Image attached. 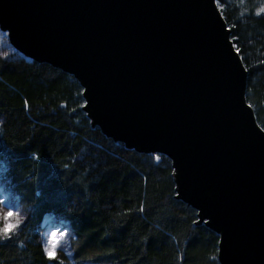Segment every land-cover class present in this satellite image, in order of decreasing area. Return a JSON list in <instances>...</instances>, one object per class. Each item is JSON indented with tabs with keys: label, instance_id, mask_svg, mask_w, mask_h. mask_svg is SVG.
<instances>
[{
	"label": "water",
	"instance_id": "water-1",
	"mask_svg": "<svg viewBox=\"0 0 264 264\" xmlns=\"http://www.w3.org/2000/svg\"><path fill=\"white\" fill-rule=\"evenodd\" d=\"M0 31L78 80L106 137L170 160L219 264H264V130L216 0H0Z\"/></svg>",
	"mask_w": 264,
	"mask_h": 264
},
{
	"label": "trees",
	"instance_id": "trees-1",
	"mask_svg": "<svg viewBox=\"0 0 264 264\" xmlns=\"http://www.w3.org/2000/svg\"><path fill=\"white\" fill-rule=\"evenodd\" d=\"M263 3L216 2L264 130ZM82 91L73 75L47 63L12 48L0 54V180L25 212L0 236V264L49 263L39 239L48 213L67 221L81 263L219 264L218 235L176 198L170 160L106 137L87 117Z\"/></svg>",
	"mask_w": 264,
	"mask_h": 264
},
{
	"label": "rangeland",
	"instance_id": "rangeland-1",
	"mask_svg": "<svg viewBox=\"0 0 264 264\" xmlns=\"http://www.w3.org/2000/svg\"><path fill=\"white\" fill-rule=\"evenodd\" d=\"M261 9H264V3ZM12 46L9 44L6 33L0 31V54H7L11 51ZM13 49V48H12ZM14 50V49H13ZM0 209H13V210H20L22 209L17 199L12 196L7 188L3 185L2 181L0 180ZM20 217H22L21 222L18 226H20L24 219H25V212H20ZM19 218V217H18ZM57 230L63 231L65 233L64 238L59 242V245L56 249L58 253V259L56 260H49L48 264H89V263H81L73 258V240L74 236L72 230L70 229L66 220L61 218L58 215L53 213L46 214L39 227L40 233V242L43 247L46 246V239L47 236L51 233V231ZM100 264H110V263H100Z\"/></svg>",
	"mask_w": 264,
	"mask_h": 264
},
{
	"label": "clouds",
	"instance_id": "clouds-1",
	"mask_svg": "<svg viewBox=\"0 0 264 264\" xmlns=\"http://www.w3.org/2000/svg\"><path fill=\"white\" fill-rule=\"evenodd\" d=\"M22 211V209L20 210H13V209H0V231H4L7 230L8 228H10L12 226L13 223H16L17 220L16 219H9L14 217V214L18 215V219L19 222H21L22 217H20V212ZM65 236V233L63 231H57V230H53L51 231V233L47 236L46 239V244L49 246V255L52 254V249L53 247H55L57 245V242L61 241Z\"/></svg>",
	"mask_w": 264,
	"mask_h": 264
},
{
	"label": "snow or ice",
	"instance_id": "snow-or-ice-1",
	"mask_svg": "<svg viewBox=\"0 0 264 264\" xmlns=\"http://www.w3.org/2000/svg\"><path fill=\"white\" fill-rule=\"evenodd\" d=\"M217 4L219 3V0H216ZM260 11H264V9H261ZM235 39V38H234ZM237 52H239V49L237 48L236 49ZM25 104L27 105V101H25ZM2 203V202H0ZM143 210V209H141ZM10 220L11 219H16L17 222L16 223H13L12 226L10 228H8L7 230H4V231H0V236H9L13 231H15L19 225V219H18V215L17 214H14V217L12 218H9ZM59 245V241L57 242V245L55 247H53L52 249V254L49 255V246L46 244V246L44 247V255L45 257L48 259V260H56L58 259V253L56 251L57 247Z\"/></svg>",
	"mask_w": 264,
	"mask_h": 264
}]
</instances>
